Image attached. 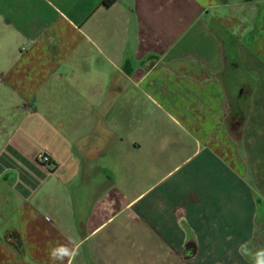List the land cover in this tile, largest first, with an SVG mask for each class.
<instances>
[{
    "label": "crops",
    "instance_id": "1",
    "mask_svg": "<svg viewBox=\"0 0 264 264\" xmlns=\"http://www.w3.org/2000/svg\"><path fill=\"white\" fill-rule=\"evenodd\" d=\"M259 206L264 0H0V264H258Z\"/></svg>",
    "mask_w": 264,
    "mask_h": 264
},
{
    "label": "built area",
    "instance_id": "2",
    "mask_svg": "<svg viewBox=\"0 0 264 264\" xmlns=\"http://www.w3.org/2000/svg\"><path fill=\"white\" fill-rule=\"evenodd\" d=\"M37 160H38L39 162H41V163H44V164H46V163L49 162L48 157H47L46 155H44V154H39V155L37 156Z\"/></svg>",
    "mask_w": 264,
    "mask_h": 264
},
{
    "label": "clouds",
    "instance_id": "3",
    "mask_svg": "<svg viewBox=\"0 0 264 264\" xmlns=\"http://www.w3.org/2000/svg\"><path fill=\"white\" fill-rule=\"evenodd\" d=\"M67 255H68V251L64 250L61 256L58 258L63 259V256H67ZM258 264H264V260L258 261Z\"/></svg>",
    "mask_w": 264,
    "mask_h": 264
},
{
    "label": "trees",
    "instance_id": "4",
    "mask_svg": "<svg viewBox=\"0 0 264 264\" xmlns=\"http://www.w3.org/2000/svg\"><path fill=\"white\" fill-rule=\"evenodd\" d=\"M112 1H104L105 5H109Z\"/></svg>",
    "mask_w": 264,
    "mask_h": 264
},
{
    "label": "rangeland",
    "instance_id": "5",
    "mask_svg": "<svg viewBox=\"0 0 264 264\" xmlns=\"http://www.w3.org/2000/svg\"><path fill=\"white\" fill-rule=\"evenodd\" d=\"M264 211V208H262L261 206H259V212Z\"/></svg>",
    "mask_w": 264,
    "mask_h": 264
}]
</instances>
